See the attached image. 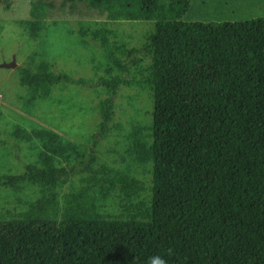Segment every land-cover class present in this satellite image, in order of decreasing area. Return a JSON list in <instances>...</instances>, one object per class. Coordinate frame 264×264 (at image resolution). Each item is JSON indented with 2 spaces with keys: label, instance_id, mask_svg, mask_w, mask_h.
Instances as JSON below:
<instances>
[{
  "label": "trees",
  "instance_id": "obj_1",
  "mask_svg": "<svg viewBox=\"0 0 264 264\" xmlns=\"http://www.w3.org/2000/svg\"><path fill=\"white\" fill-rule=\"evenodd\" d=\"M66 1L84 2L111 21L156 22L144 47L115 61L127 75L136 55L153 53L151 220L94 219L82 195L77 209L66 200L57 220L59 179L89 172L97 158L91 151L66 169L44 155L45 167L27 164L23 173L0 178L5 187L28 183L43 194L19 219L0 221V264H146L154 254L167 264H264V17L188 22L190 0ZM0 4L8 9L12 1ZM52 9L48 0H33L29 17L46 20ZM17 72L32 84L104 87L108 96L91 136V148L97 146L113 121L123 75L87 81ZM14 136L29 138L20 129Z\"/></svg>",
  "mask_w": 264,
  "mask_h": 264
},
{
  "label": "rangeland",
  "instance_id": "obj_2",
  "mask_svg": "<svg viewBox=\"0 0 264 264\" xmlns=\"http://www.w3.org/2000/svg\"><path fill=\"white\" fill-rule=\"evenodd\" d=\"M11 1L8 9L0 4V64L13 59L17 64L15 69L0 67V178L23 173L27 164L45 167L44 155L55 167L68 169L93 151L97 159L89 172L59 179L55 218H63L68 201L77 209L82 195L95 208L94 219L149 222L153 53L136 55L127 75L115 61H125L130 48L144 47L156 22L111 21L84 2L66 0H48L53 6L48 18L33 20L29 17L33 0ZM170 2L159 0L163 5ZM190 2L184 17L188 22L264 17V0ZM18 67L33 75L63 73L87 81L124 76L113 99V121L95 148L91 136L97 132L108 91L102 86L32 84L17 72ZM18 129L29 138H15ZM42 197L41 188L28 183L17 189L0 185V221L19 219ZM70 213L80 216L77 210Z\"/></svg>",
  "mask_w": 264,
  "mask_h": 264
},
{
  "label": "clouds",
  "instance_id": "obj_3",
  "mask_svg": "<svg viewBox=\"0 0 264 264\" xmlns=\"http://www.w3.org/2000/svg\"><path fill=\"white\" fill-rule=\"evenodd\" d=\"M171 250H169V254ZM146 264H167V260L164 255L154 254L147 258Z\"/></svg>",
  "mask_w": 264,
  "mask_h": 264
},
{
  "label": "water",
  "instance_id": "obj_4",
  "mask_svg": "<svg viewBox=\"0 0 264 264\" xmlns=\"http://www.w3.org/2000/svg\"><path fill=\"white\" fill-rule=\"evenodd\" d=\"M1 68H6V69H15L17 67V64L15 60L13 59L10 63H3L0 64Z\"/></svg>",
  "mask_w": 264,
  "mask_h": 264
},
{
  "label": "built area",
  "instance_id": "obj_5",
  "mask_svg": "<svg viewBox=\"0 0 264 264\" xmlns=\"http://www.w3.org/2000/svg\"><path fill=\"white\" fill-rule=\"evenodd\" d=\"M2 92H1V90H0V94H1Z\"/></svg>",
  "mask_w": 264,
  "mask_h": 264
}]
</instances>
